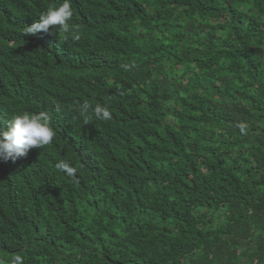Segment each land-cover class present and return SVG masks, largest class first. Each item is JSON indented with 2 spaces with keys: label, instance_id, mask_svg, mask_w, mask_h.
Returning a JSON list of instances; mask_svg holds the SVG:
<instances>
[{
  "label": "trees",
  "instance_id": "1",
  "mask_svg": "<svg viewBox=\"0 0 264 264\" xmlns=\"http://www.w3.org/2000/svg\"><path fill=\"white\" fill-rule=\"evenodd\" d=\"M60 2L0 0V114L56 133L0 161V262L264 264V0H71L78 41L24 34Z\"/></svg>",
  "mask_w": 264,
  "mask_h": 264
},
{
  "label": "clouds",
  "instance_id": "2",
  "mask_svg": "<svg viewBox=\"0 0 264 264\" xmlns=\"http://www.w3.org/2000/svg\"><path fill=\"white\" fill-rule=\"evenodd\" d=\"M72 17L71 0H61L58 5H52L45 12H42L30 26L26 25L24 34L35 36L39 32H44L50 36H57V33L61 32L71 34V39L78 41L80 39L78 30L75 25L70 23ZM65 38H68L67 35ZM80 110L82 115L91 111L100 120L112 118L109 108L105 106L96 105L93 108L85 102L81 105ZM55 135L56 133L44 113L23 112L13 115L10 119L0 114V161L15 163L18 159L27 156L31 149L49 145ZM55 167L67 178L75 179L77 169L67 161L60 160ZM10 264H22V258L17 256Z\"/></svg>",
  "mask_w": 264,
  "mask_h": 264
}]
</instances>
